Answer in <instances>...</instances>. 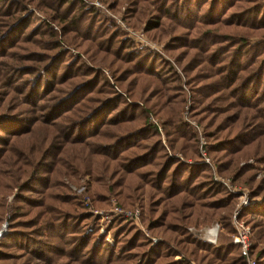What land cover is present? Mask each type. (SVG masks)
<instances>
[{"label": "rangeland", "instance_id": "1", "mask_svg": "<svg viewBox=\"0 0 264 264\" xmlns=\"http://www.w3.org/2000/svg\"><path fill=\"white\" fill-rule=\"evenodd\" d=\"M62 1L0 0V264H135L156 245L177 251L166 259L197 264L209 250L185 230L213 224L216 235H205L213 243L188 233L227 247L242 225L253 243L252 223L264 217L243 209L264 208L263 81L257 94L253 83L245 90L260 96L255 108L236 98L239 78L229 85L264 57V27L251 28L264 25L255 11L264 0H224L212 11L211 0ZM234 135L251 142L212 149ZM137 144L156 145L153 164L130 171L129 158L144 148ZM170 156L186 168L208 164L211 175L195 182L217 191L207 201L223 200L212 220L203 216L209 208L183 214L170 210L177 197L162 201L169 177L154 188L149 169ZM83 235L90 239L81 245ZM34 248L53 250L52 262ZM261 248L264 239L252 252L249 245L246 264Z\"/></svg>", "mask_w": 264, "mask_h": 264}, {"label": "trees", "instance_id": "2", "mask_svg": "<svg viewBox=\"0 0 264 264\" xmlns=\"http://www.w3.org/2000/svg\"><path fill=\"white\" fill-rule=\"evenodd\" d=\"M220 1L223 2L224 0H211V11L215 8L216 3L219 4ZM65 2H66V0L62 1V3H65ZM255 11H256V13L258 12V14L260 11V15L258 17V14H256L253 17L257 16L258 17V19L256 20L258 22L257 24H262L263 23L262 19L264 18V9L262 10L260 8L259 9L256 8ZM203 16L206 17L207 19H214V16L212 14H209V15L204 14ZM252 24L254 25L255 23H252ZM253 25H251V28H254L256 30L259 29L260 27H264V25H261V26L259 25L257 27H253ZM150 28H153L152 23H149L147 25V29H150ZM258 44H257V46H258ZM250 62H255V59H254V61H250ZM234 63H235V61H233L231 63V65H233ZM223 66H225V65H223ZM243 66H245V67L251 66V63H247L246 65H243ZM236 74L237 73H235L233 79H231V81H230L231 84L229 86L234 84V82H236V80L239 78L240 81L237 83L238 84L237 86L239 87V95H237L236 98L243 102V105H242L243 107L255 108L254 102H257L260 99V96L259 97L257 96L256 98H254L255 96L253 94H251L250 98L248 99L247 98L248 96L245 93V90L249 89L248 85L253 83V86H254L253 90L256 91L254 94H257V86L256 85L260 86L262 84V81H263L262 92L264 93V57H262L258 61L255 70L252 71L251 73H248L247 76H239ZM251 98H252V101H251ZM94 114H96V112H94V113L91 112L88 115H90L89 117L91 118V117H93ZM85 119L86 118H84L83 120L80 119L78 121H75V124H73V127H70V128H75V127L80 126L85 121ZM69 121H70V119L67 120V122H69ZM69 129L67 130V136L69 135L68 134ZM155 129H156V127H155ZM138 132H139V130L132 131L131 133L127 132L124 135H122L120 138H118L117 142L120 143L122 141H126L129 138H131L132 136H134V134H137ZM53 139H55V138H53ZM68 140L69 141L73 140V138H70ZM77 140H75V142ZM227 140L228 139L226 138L224 140L218 141L215 145L212 146V149L214 151H216V150L228 151V148L224 147V144L225 143L227 144V142H229L232 145L238 144L239 146H245L246 144L251 142V141L248 143L244 142L243 144H240L239 142H242V140L238 139L236 137V135H234L233 138L229 139L228 141ZM52 144H54V142H52ZM135 146L141 147L143 145L137 144ZM168 146L171 149H173V147L171 145L168 144ZM127 147L128 146H126L124 148L127 149ZM143 147H144L143 151H141L140 153L134 154L132 157L129 158V162H130L129 164L131 165V167H129L131 169L130 171H134L137 168H141V167H144L146 165L153 164L152 162L154 160L156 145L148 144V145H145ZM44 150H46V149H44ZM237 150L238 149H234L231 152H234V151L237 152ZM209 151H210V149L208 150V152ZM116 157H118V156H116ZM116 157H114V158H116ZM169 158H170L169 160L165 161L156 170L149 169V171L152 172V173H150L151 177H149V178H152L151 180L155 181L154 188L160 187L161 184L165 182V179L167 177H169V180H168L167 184L165 185V188L167 189V195L165 196L164 199H162V201H164L165 199H173V198L177 197L178 204H175V202L170 203L171 204L170 210L181 212V213H183L184 212L183 210H185L186 208H193L194 209L196 207V205L200 206L202 208H209L210 212L203 213V216L205 217V219L209 218L210 220H212V217H214L216 215L214 212L215 209L218 207V204L221 203L223 200L222 199L221 200L220 199H213V201H207L206 198H208L209 195H214L215 192H217V191H213L212 193H210V191L212 190V189H209L210 181H209V183H205L206 181L195 182V179L197 177H200L201 176L200 174L202 172H208L210 174L208 164H206V163H195L193 166L191 165V166H188L189 168H186V167H183V164L180 163L178 159H175L176 157L170 156ZM24 160H27V159L25 158ZM171 160H173V161H171ZM28 162H30V161L28 160ZM168 162H170L171 164L168 165ZM173 164H174V167L170 166ZM186 171L188 172L187 175L182 177V179L180 180L178 177V174L181 175V174L185 173ZM146 172H148V171H146ZM33 173H34V169H33ZM31 174H32V172H31ZM179 183H182L183 186L179 185ZM212 183L216 187H219V185H220L217 182H216L217 184L214 182H212ZM182 190L186 193V197H189V199H186V197L184 198V195L183 196L181 195ZM178 198H180V199H178ZM224 206H226V205H224ZM243 210L245 213L256 214V215L260 216V218H262V216L264 217V208L257 207V208L243 209ZM39 218L40 217H38V219ZM38 219L36 221L37 223L39 222ZM52 219H53V217H52ZM79 222H80V219L79 220L77 219L74 221L73 225H71V226L72 227L77 226L79 224ZM202 222H204V220H202ZM46 223H48V221L45 220V221H43L42 225L44 227H46ZM52 224H53V222H50L51 226H53ZM193 224L196 227L198 226V222H196V221H194ZM252 224H254L253 225L254 232H252V236H251L253 238V243H250V251L251 252L257 248V243L264 239V237H263L264 234H262V231H264V221H261V220L254 221V223H252ZM185 232L187 234H189L190 237H187V238L191 239V242L195 243L197 245V248L209 250V253H207V254H210V255H206L209 257H205V256L200 257L199 258L200 263L198 262L197 264H246V258L244 255H242L240 244H238V243L234 244L233 243V245H228L227 247L226 246L225 247H212V246L206 244L207 243L206 241L199 240V239L193 237L190 233H188V230L187 231L185 230ZM22 239H25L26 241H30V239H28L26 237H24ZM88 239H90V238L83 235V239L81 240V245L86 244L87 241H89ZM46 244L48 246H53L52 243H50V242H48ZM126 244L127 243H124L121 246V248H123V251L121 253L122 254L121 257L127 256V254L124 253L126 250H128L125 248L128 245V244L127 245ZM53 247H55V246H53ZM97 247H98L97 245H95V247L93 246V251H91V252L96 251ZM33 250L35 251V252H33V254L35 255L36 258H38L44 262H48V261L44 260V256H46V258H51V261H49V262H52L53 257H51V256L54 253L53 250H48L49 253H44L45 255H41L43 253L40 251L41 252V254H40L38 249L34 248ZM161 250H162V246L159 247V245L151 247L149 250H147V253H145L141 259L139 258V261H137V263H135V264H180L179 261H176L175 259H173L174 256L177 254L176 253L177 251H174V253H172L171 251L168 250V248L164 249L165 251H163V252ZM233 250L234 251L238 250V252L236 253V257L230 258L229 256ZM71 251L75 252V253H82V250L77 249V247H76V250H71ZM108 252H110V251L108 250ZM61 255H64V253H61ZM168 256H171V257L173 256V258L166 259ZM256 256H257V258L255 259V263L256 264L257 263L263 264L262 262H264V250L262 248L258 249L256 251ZM111 257L112 256L104 257V258H106V260L107 259L110 260ZM74 258H75L74 260H78L79 257H74ZM85 261H87V259H85ZM214 262H217V263H214Z\"/></svg>", "mask_w": 264, "mask_h": 264}, {"label": "built area", "instance_id": "3", "mask_svg": "<svg viewBox=\"0 0 264 264\" xmlns=\"http://www.w3.org/2000/svg\"><path fill=\"white\" fill-rule=\"evenodd\" d=\"M121 212L125 213L126 215L132 216V215L137 214L138 210L137 209L130 210V211L125 210V211H121ZM236 228H237V234L234 236L233 241L240 244L242 254L244 256H247V251H248L250 244H249L248 239H247L246 229H245V227L243 228L242 225L236 226ZM4 231H5V225H3V227L0 229V238H2V236L4 235ZM205 240L207 242H210V243L214 242V239L212 241L208 237H206Z\"/></svg>", "mask_w": 264, "mask_h": 264}, {"label": "water", "instance_id": "4", "mask_svg": "<svg viewBox=\"0 0 264 264\" xmlns=\"http://www.w3.org/2000/svg\"><path fill=\"white\" fill-rule=\"evenodd\" d=\"M215 229L216 230V224H213L210 227L204 226L203 228L197 229L195 227H189L188 230L197 238L205 239V235L208 232V229Z\"/></svg>", "mask_w": 264, "mask_h": 264}, {"label": "bare ground", "instance_id": "5", "mask_svg": "<svg viewBox=\"0 0 264 264\" xmlns=\"http://www.w3.org/2000/svg\"><path fill=\"white\" fill-rule=\"evenodd\" d=\"M210 231H211V235L210 236L214 237L216 235V230L212 228ZM209 234H210V232H209ZM213 239L214 238H212L211 240L213 241Z\"/></svg>", "mask_w": 264, "mask_h": 264}]
</instances>
